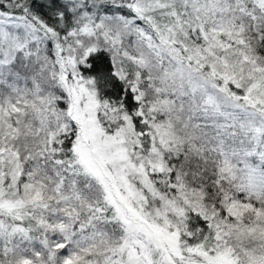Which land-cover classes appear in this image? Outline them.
<instances>
[{
    "label": "snow or ice",
    "instance_id": "obj_1",
    "mask_svg": "<svg viewBox=\"0 0 264 264\" xmlns=\"http://www.w3.org/2000/svg\"><path fill=\"white\" fill-rule=\"evenodd\" d=\"M0 264H264V0H0Z\"/></svg>",
    "mask_w": 264,
    "mask_h": 264
}]
</instances>
